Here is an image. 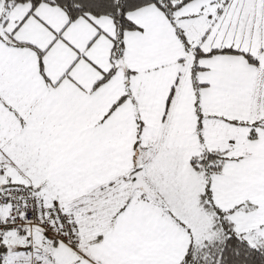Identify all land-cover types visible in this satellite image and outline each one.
<instances>
[{"label":"snow or ice","instance_id":"6c2138e0","mask_svg":"<svg viewBox=\"0 0 264 264\" xmlns=\"http://www.w3.org/2000/svg\"><path fill=\"white\" fill-rule=\"evenodd\" d=\"M0 264H264V0H0Z\"/></svg>","mask_w":264,"mask_h":264}]
</instances>
